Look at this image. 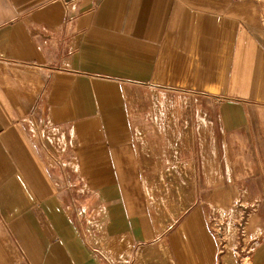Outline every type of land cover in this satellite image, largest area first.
<instances>
[{
  "label": "crops",
  "instance_id": "obj_1",
  "mask_svg": "<svg viewBox=\"0 0 264 264\" xmlns=\"http://www.w3.org/2000/svg\"><path fill=\"white\" fill-rule=\"evenodd\" d=\"M263 10L0 0V264H264ZM159 93L203 116L141 138Z\"/></svg>",
  "mask_w": 264,
  "mask_h": 264
},
{
  "label": "rangeland",
  "instance_id": "obj_2",
  "mask_svg": "<svg viewBox=\"0 0 264 264\" xmlns=\"http://www.w3.org/2000/svg\"><path fill=\"white\" fill-rule=\"evenodd\" d=\"M262 3H264V0H259ZM171 100L174 101V104L170 103ZM147 103H148V107L143 108L140 110V112H138L136 115L138 116V118H136V120L139 121L138 125H137V130L139 133H142V136H140L141 138H144L147 132H151L152 131V127H153V123L152 121L155 120V118L159 117H165L167 119V117H170L172 119V117H175V123H171V124H166L163 125L162 128H160V132L164 131H173L174 129L176 131L179 130V127H182V125H179V119L185 118L188 119L190 117H194L196 118V115L198 116H203L202 113L200 112L199 109V104H197L195 101H191V99L187 96V97H181V96H169L167 94L164 93H159V96H152L149 95L147 98ZM155 103V104H154ZM147 105V104H146ZM145 105V106H146ZM156 106V108H152L153 106ZM157 105L159 106V108L157 107ZM198 110V111H197ZM153 119V120H151ZM201 119V117L199 118ZM161 125V124H160ZM159 125V127H160ZM205 130H207L208 132L210 131V125L209 123L207 125L205 124H201ZM143 142L145 143V147H148L149 144H151L152 141L150 140H143ZM159 143V149H160V158L164 159L166 158V152L168 149H174V143H176V141H172V140H159L156 141ZM216 147V146H215ZM176 150V148H175ZM197 150H198V146H197ZM213 150V149H212ZM177 151V150H176ZM209 153L213 152L211 151V148L208 149ZM215 158L211 156L206 158V162L210 163L212 162V160H214ZM69 209L71 211H74L76 214L77 212H82L83 213V208L81 205L77 204L76 202H71V204L69 205ZM216 222H218V230L223 234L225 233V235H227L229 237V239L232 238V231H235V227L233 225V221L232 220H225V219H218ZM244 222V220H242V223ZM237 223V222H236ZM242 235H240L241 237Z\"/></svg>",
  "mask_w": 264,
  "mask_h": 264
},
{
  "label": "built area",
  "instance_id": "obj_3",
  "mask_svg": "<svg viewBox=\"0 0 264 264\" xmlns=\"http://www.w3.org/2000/svg\"><path fill=\"white\" fill-rule=\"evenodd\" d=\"M261 22H262V25H263V27H264V10H263V12H262V14H261ZM77 214H79V215H83L82 212H77Z\"/></svg>",
  "mask_w": 264,
  "mask_h": 264
}]
</instances>
